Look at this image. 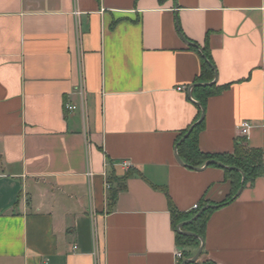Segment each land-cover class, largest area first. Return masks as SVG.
<instances>
[{
	"label": "crops",
	"instance_id": "obj_1",
	"mask_svg": "<svg viewBox=\"0 0 264 264\" xmlns=\"http://www.w3.org/2000/svg\"><path fill=\"white\" fill-rule=\"evenodd\" d=\"M204 52L216 80L199 150L232 154L248 121L264 153V0H0V264L187 260L163 188L179 224L231 192L224 168L176 159L201 116L190 88L211 83L197 81ZM109 170L139 174L111 211ZM202 239L199 263L264 264V174L213 209Z\"/></svg>",
	"mask_w": 264,
	"mask_h": 264
},
{
	"label": "trees",
	"instance_id": "obj_2",
	"mask_svg": "<svg viewBox=\"0 0 264 264\" xmlns=\"http://www.w3.org/2000/svg\"><path fill=\"white\" fill-rule=\"evenodd\" d=\"M215 77L214 69L211 65V60L209 55L204 52L202 54V67L198 82H212ZM197 93L198 104L201 108L204 107L205 100L208 96L215 93V86H197L195 87ZM201 126L198 125L193 129L188 138L179 144L180 138L177 142V151L178 154L183 161V163L189 168H200L207 161H216L227 168H233V170L224 169L225 175L228 180L231 182V192L228 197L219 205L218 207L224 206L225 204L233 201V197L236 195L237 191L240 188L241 183V173L245 175L244 186L247 183L254 182L255 179L263 176L264 174V153L259 149H250L247 147L245 140L243 138H239L236 141L234 151L232 154H204L202 153L196 141V132L198 128ZM186 131H184L181 135V138L184 136ZM212 166H217L216 164H212ZM139 175L134 171H128L122 178H117L114 175L112 170H109L107 174V183L109 185L108 197H107V208L108 211L113 210L116 198L118 193L125 190L126 181L135 176ZM164 193L167 196L168 206L171 213L173 228L176 233V242L178 246L183 247L185 250L183 252V258L189 259L192 258L193 254H191L187 249L189 247H197L199 243V238H203L204 236V227L205 222L209 214L213 211L207 210L203 212L198 219L193 221L190 224L184 225L181 228L182 232H189L195 234L196 236H185L178 232L177 226L183 218H186L187 215L178 212L170 198L167 195L165 188H163ZM205 204H201L197 211L193 210L190 214L191 218H193L203 207ZM190 264H213L210 262L199 263L198 261Z\"/></svg>",
	"mask_w": 264,
	"mask_h": 264
},
{
	"label": "water",
	"instance_id": "obj_3",
	"mask_svg": "<svg viewBox=\"0 0 264 264\" xmlns=\"http://www.w3.org/2000/svg\"><path fill=\"white\" fill-rule=\"evenodd\" d=\"M215 80H216V77L214 78L213 82H211V83H209V84H195V85H193V86L190 88V91H191L194 87H197V86H210V85H212V84L215 83ZM203 117H204V111H203V109L201 108V116H200V119H199L196 123H194V124H193V125L187 130V132L184 134V136H183V137L181 138V140L179 141V144H181L183 141H185V140L188 138V136L190 135V133L193 131V129H194L195 127H197L198 125L201 124V122H202V120H203ZM176 159H177V161H178L181 165H184V164L182 163V161H181V159L179 158L178 155L176 156ZM212 164H216V165H218L219 167L224 168V169L233 170V168H227V167H224L223 165H221L220 163H218V162H216V161H214V160H212V161H207V162L204 164V166H203L202 168H192V169H194V170H201V169H203V168H207V167H209V166L212 165ZM185 166H186V165H185ZM186 167H188V166H186ZM240 173H241V183H240V188H239V190L237 191L236 195L233 197V199H236V198L240 195V193H241V191H242V189H243V187H244L245 175H244L242 172H240ZM216 208H217V206H213V205H207V206L203 207V208H202V209H201V210H200V211H199V212H198V213H197L192 219H190L189 221H187V222H185V223H183V224H179L178 227H177L178 232H179L180 234H182V235H185V236H196L195 234H192V233H189V232H182V231H181V228H182L184 225L190 224V223H192L193 221H195L196 219H198L199 216H200L203 212H205V211H207V210H211V209H216ZM199 239H200V246H199V249H198L197 253H196L192 258L183 261L181 264H190V263H194V262H196V261L198 260V258L201 256L202 251H203V239H202V238H199Z\"/></svg>",
	"mask_w": 264,
	"mask_h": 264
},
{
	"label": "built area",
	"instance_id": "obj_4",
	"mask_svg": "<svg viewBox=\"0 0 264 264\" xmlns=\"http://www.w3.org/2000/svg\"><path fill=\"white\" fill-rule=\"evenodd\" d=\"M76 16L79 15L78 12L75 13ZM181 90V89H179ZM79 95L81 97V99L83 100L84 98V86H83V82H81L80 86H79ZM65 110L67 111H74L76 110V107L73 106V105H65ZM251 123L248 122V121H242L239 125H237V133H238V136L241 137V138H246L249 134V131L251 129ZM120 165L124 168H128V163L127 162H121ZM86 176L90 179L92 178L93 174L92 172L88 171ZM107 188L109 189V185L107 184ZM199 209V206L198 205H195L193 207V210L197 211ZM175 258L177 260V262L179 263L182 258H183V253L181 250H177L175 252Z\"/></svg>",
	"mask_w": 264,
	"mask_h": 264
}]
</instances>
